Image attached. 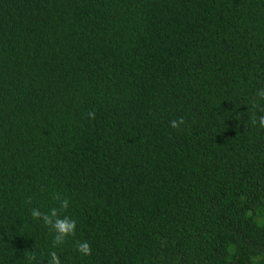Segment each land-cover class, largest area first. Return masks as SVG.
<instances>
[{"label":"trees","instance_id":"trees-1","mask_svg":"<svg viewBox=\"0 0 264 264\" xmlns=\"http://www.w3.org/2000/svg\"><path fill=\"white\" fill-rule=\"evenodd\" d=\"M261 87L264 0H0V264H264Z\"/></svg>","mask_w":264,"mask_h":264},{"label":"clouds","instance_id":"clouds-1","mask_svg":"<svg viewBox=\"0 0 264 264\" xmlns=\"http://www.w3.org/2000/svg\"><path fill=\"white\" fill-rule=\"evenodd\" d=\"M256 99L252 101V107L257 111L261 110V104L264 103V87L258 88L255 92ZM251 125L264 129V115L257 116L253 112L250 117ZM183 120H173L170 121V126L172 128H177L179 124H182ZM55 199L59 200V210L66 209L68 207L67 199H60L56 196ZM57 208H51L47 213H42L37 208H32L30 210V215L33 220L41 221L46 227H49L54 233L52 237V247L56 248L62 245L65 238L73 235L76 227V222L69 219L68 217H61ZM76 252L81 256H88L91 254V249L86 241H82L76 244ZM47 264H61V261L55 251L48 253V258L46 260Z\"/></svg>","mask_w":264,"mask_h":264}]
</instances>
